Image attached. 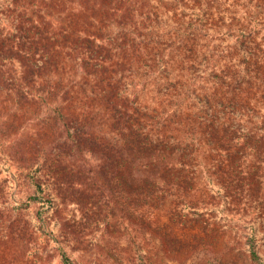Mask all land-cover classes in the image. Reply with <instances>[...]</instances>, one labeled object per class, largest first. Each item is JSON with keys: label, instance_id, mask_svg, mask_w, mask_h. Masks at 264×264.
I'll return each mask as SVG.
<instances>
[{"label": "trees", "instance_id": "16d2710c", "mask_svg": "<svg viewBox=\"0 0 264 264\" xmlns=\"http://www.w3.org/2000/svg\"><path fill=\"white\" fill-rule=\"evenodd\" d=\"M9 185L43 230L108 207L154 264H264V0H0Z\"/></svg>", "mask_w": 264, "mask_h": 264}, {"label": "rangeland", "instance_id": "374dc122", "mask_svg": "<svg viewBox=\"0 0 264 264\" xmlns=\"http://www.w3.org/2000/svg\"><path fill=\"white\" fill-rule=\"evenodd\" d=\"M9 187L2 195L8 203H0V264H63L59 244L78 264H154L146 255L149 232L137 231L133 219H122L118 210L89 206L82 213L76 204L63 203L62 216L72 219L70 224L75 231L63 236L57 220H53L50 229H41L34 218V208L25 209ZM23 211L26 214L22 213V219L29 222L27 233L21 230L25 221L18 219L13 223ZM214 257L213 253H201L183 260L159 252L153 259L157 264H216Z\"/></svg>", "mask_w": 264, "mask_h": 264}]
</instances>
